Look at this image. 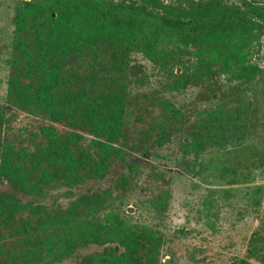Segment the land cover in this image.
I'll return each mask as SVG.
<instances>
[{
  "label": "trees",
  "instance_id": "16d2710c",
  "mask_svg": "<svg viewBox=\"0 0 264 264\" xmlns=\"http://www.w3.org/2000/svg\"><path fill=\"white\" fill-rule=\"evenodd\" d=\"M180 1L186 18L153 15L142 7L110 0H20L14 5L6 101L16 111L38 116L43 124L38 126V134H33L39 142L32 143L31 150L16 147L1 139L4 116L0 107V184L38 197L53 183L72 189L100 181L114 162L132 173L135 165L125 159L124 152L147 157L151 147L163 146L179 132L186 137L182 152L194 159L212 148L226 153L235 149L246 133L249 117L257 110L256 99L251 102L245 97L246 88L259 85L264 102V69L244 61L245 48L259 35L264 39V5L252 0H235L236 4ZM80 34L134 44L156 64L155 45L159 43L177 41L198 51H217V65L236 81L228 90L234 102L208 110L189 123L159 95L131 98L120 87L94 95L75 89V77L65 70V59L77 51L79 42L92 40L79 38ZM196 55L202 62L203 54ZM181 76L170 89L190 83ZM129 108L134 110L136 126L132 133L125 128ZM85 138L88 142L83 145ZM203 167L214 171L211 165ZM218 171L231 175V183L237 181L231 168L222 166ZM147 177L160 186L149 207L163 212L169 199V177L161 173ZM114 190L118 194L129 190L124 174ZM109 197L108 190L88 192L72 196L64 207L40 204L23 211L13 195L0 191V234L10 230L30 249L60 243L62 257L69 256L74 247L101 248L81 256L78 264H143L148 234L108 207ZM231 264L254 263L246 258Z\"/></svg>",
  "mask_w": 264,
  "mask_h": 264
},
{
  "label": "rangeland",
  "instance_id": "374dc122",
  "mask_svg": "<svg viewBox=\"0 0 264 264\" xmlns=\"http://www.w3.org/2000/svg\"><path fill=\"white\" fill-rule=\"evenodd\" d=\"M19 1L0 0V107L4 116L1 139L31 150L32 143L39 142L33 134H38L37 128L43 122L38 116L14 110L6 101L7 60L13 35L10 19ZM110 1L142 7L153 15L186 18L180 0ZM252 1L264 5V0ZM222 2L236 4L235 0ZM26 37L31 40L29 34ZM82 37L92 40L79 42L77 51L65 59V70L75 77V89L94 95L120 87L131 98L159 95L189 123L208 110L234 102L228 90L236 81L217 65V51H198L177 41L159 43L155 45L156 64L134 44L114 43L105 37L96 40L97 36L87 34H80ZM196 53L203 54L202 62ZM244 53V61L264 69V39L260 35ZM181 75L190 83L170 89L174 81L173 86L180 82ZM258 90L259 85L246 88L245 97L251 102L256 99L257 110L254 117H249L242 140L230 153L212 148L194 159L182 152L186 137L179 132L163 146L151 147L147 157L124 152L125 159L135 165L132 173L114 162L102 180L84 182L72 189L53 183L38 197L11 190L6 184H0V191L13 195L26 211L29 206L40 204L47 208L64 207L72 196L108 190V207L149 236L143 264H231L246 258L251 263L264 264V102ZM128 112L125 128L132 133L136 130L132 122L134 110L129 108ZM87 142L85 138L82 144ZM205 165L213 166L214 171ZM222 166L231 168L235 183H231V175L218 171ZM150 173L169 177V199L163 212L149 207L160 188L156 180L147 177ZM121 174L129 181V190L124 194L114 190ZM21 240L10 230L1 232L0 264H78L81 256L101 249L93 245L74 247L69 256L62 257L60 243L30 249Z\"/></svg>",
  "mask_w": 264,
  "mask_h": 264
}]
</instances>
